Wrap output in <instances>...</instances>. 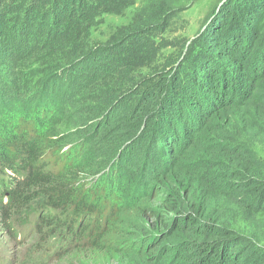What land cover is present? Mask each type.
Segmentation results:
<instances>
[{
	"label": "rangeland",
	"instance_id": "obj_1",
	"mask_svg": "<svg viewBox=\"0 0 264 264\" xmlns=\"http://www.w3.org/2000/svg\"><path fill=\"white\" fill-rule=\"evenodd\" d=\"M171 1H174L175 6H181L180 11L168 26L158 25V32L155 30L148 35L144 33L143 46L135 44L134 41L143 39L141 32L154 25L151 23L158 15L162 5L161 0H134V5L126 14L107 16L103 25L100 24L98 29L92 30V40L88 41L84 37L76 42V31L74 30L73 33L67 31L64 34L67 39L61 45L48 47L38 53V50L32 54L27 52V56L31 55L24 62L27 67L33 63L35 66L32 68H26L20 63H8L11 59L10 54L14 50L10 46L6 47L4 43L7 39L19 38L22 29L16 28L20 35L12 36L9 33L11 25L9 28L8 26L0 28V45H5L0 47V107L9 104L8 101L18 99L21 93L23 98H28L39 91V87L32 82L24 85L20 92L18 86L14 85L9 78L11 74L24 69L21 72H38L32 74L34 78H37L41 76L40 74L47 73L49 66L53 73L58 75L60 69L53 59H60V63L69 64L75 61L73 56L79 53L83 45L86 44L85 48L89 45L91 50L93 49L87 67L83 63L69 65L63 71V75H58L61 89L57 90L56 87L53 93L57 90L61 102L67 105L69 96L72 97L70 92L75 93V97L71 99L72 102H68V106H65L68 112H62L58 116L60 136H64L71 142H77L78 132L83 130L82 135L88 136L87 141L91 137L94 139L91 146L92 155L94 163L102 172L99 174L96 169L94 171L96 173L88 174L87 182H92L102 173L108 174L109 169L117 162L123 166L124 170L129 171L128 186L135 188L137 193L143 190L145 194V197L135 202L138 203L137 207L128 205V208L124 209L121 219L111 226V232L98 247L90 244V236L94 235L93 227L88 230L89 224L83 219H72L68 223V232L49 230L47 236L40 233L37 227L31 230L25 227L18 241L6 234L4 227L0 224V264H151L152 262L188 264L189 261L184 259L175 261L173 250L167 253L170 248L181 246L179 237L184 234L174 228L175 224L185 222L188 214L214 227L215 225L227 227L237 234L249 237L258 253H264V210H254L255 194L237 190L236 187L245 182V179L240 176L237 156L226 157L222 151L224 147L245 150L250 146L262 165L261 178H264V79H261L258 84L257 94L253 96V99L248 100L251 93L249 89L251 79L246 76V73L238 72L233 80L234 85L226 91L227 98L238 104L228 111L217 114L211 120H199V116L192 115V106L198 105L199 102L195 103L196 100H194L190 104L189 96L187 97L185 93L180 95L179 100L174 104V110L170 112L162 113L163 100L160 99L161 101L157 104L160 107L156 109L158 113L146 117V125L142 122L141 133L138 132L133 139L127 137L131 136V132L128 131L130 126L125 125L124 120L121 122L119 119L115 120L116 115L121 118L133 112L134 107L141 102L142 93L148 96L153 94V91H157L155 81L160 78L154 74L157 70L163 73L162 83L168 82L167 85L172 88L182 89L184 86L185 92L191 89L198 99L203 100L210 95L206 89L195 87L190 76L201 70V64L205 62V59H213L214 55L222 58L216 48L213 46L208 48L203 41L209 32L210 21L218 15L220 8L228 0ZM3 2L5 1H1L0 4ZM29 6L35 7L40 13H44L45 9L54 12L53 8L58 6V11L55 13L59 15V18L67 15L69 10L70 12L78 10L77 4L73 5L69 0H8V2L6 0V3L0 5V19L4 11L6 13L4 19H11L17 14L24 13L23 8L27 10ZM37 13L39 12L29 16L31 24L36 20ZM36 21L38 22L39 19ZM67 22L68 20L65 19L63 23L67 24ZM20 23L21 21H18L16 24ZM124 29L125 34L121 36ZM238 29V22H235L229 30L230 41H235L234 34H240V32L236 33ZM78 31L84 35L83 30ZM244 37L245 42L247 37L245 35ZM119 38L121 40L115 43L114 39ZM111 39L113 41L110 43ZM196 43L201 45L192 49ZM107 47H113L114 50L109 51ZM128 48L134 49V52L131 53V49L125 51ZM196 48L199 50L196 51ZM192 50L194 54H190ZM200 52L208 57L203 59L202 63L196 61ZM252 53L250 63L259 67L257 61L260 50L254 49ZM116 57L120 63L114 64L118 66L117 70L120 72L113 76L108 86L101 84L92 87L90 84L84 88L80 81L68 78V74L72 71H79L88 66L90 69L101 70L102 60L108 59L109 62ZM40 61L45 62L42 65H36ZM219 64L225 71L229 68L238 70L237 66L229 62V59H223ZM71 68L74 69L71 70ZM259 69H262V66ZM177 77L185 80L183 86L175 83ZM84 81H87V75ZM116 86L126 87L127 91L122 97L113 98L109 102L105 100V96L99 97L102 93L104 95L115 89ZM170 87H168L169 91ZM77 89L82 92L80 97L76 95ZM211 96L212 99L209 101L202 100L207 107L219 103L214 95ZM116 105L118 106L114 111L113 106ZM129 105H133L130 110L127 108ZM179 106L186 107V120L191 115L190 125L196 124L195 126L203 132L196 136L184 137L186 121L176 114ZM201 107L202 105L199 104V109ZM121 108L125 114L120 113ZM159 119L161 122L158 123ZM168 121H172L175 127L162 128L163 123ZM108 124H111L110 127L104 128ZM167 132L170 133L168 136L174 138H161L164 134L167 135ZM122 135L127 136L122 137ZM145 137H147V144L142 146ZM171 142H177V148L182 155L172 158L167 153L164 147L168 149ZM109 152L114 156H111ZM173 160L179 162L172 165ZM47 161L54 168V163ZM48 169L49 166L45 170L48 171ZM86 230V239L83 240L79 235ZM143 241H147L146 247L148 251L150 250L146 262L140 258L141 255L130 250V245L134 242ZM253 262L255 261L252 260ZM257 264H264V259L259 260Z\"/></svg>",
	"mask_w": 264,
	"mask_h": 264
},
{
	"label": "trees",
	"instance_id": "obj_2",
	"mask_svg": "<svg viewBox=\"0 0 264 264\" xmlns=\"http://www.w3.org/2000/svg\"><path fill=\"white\" fill-rule=\"evenodd\" d=\"M1 1H5L3 4L6 3V0ZM69 1L73 5L77 4L78 10L70 12L65 8L68 14L61 18L55 13L58 11V6L53 8L54 12L45 9L44 13L36 11L33 6H29L30 8L27 10L24 7V13L17 14L11 19H4L6 14L4 11V15L0 19V28L2 29L4 26L9 28L11 25L9 33L12 36L20 35L16 28L22 29L19 38L7 39L4 43L6 47L10 46L14 50L10 54L11 59L8 63H20L26 68L34 67L33 63L27 67L24 61L37 50L38 53L48 47L61 45L67 39L64 36L67 31L70 33L76 31V42L84 37L88 41L92 40V30L98 29L100 24L103 25L107 16L124 15L135 3L134 0ZM161 4L158 15L151 23L154 25L144 29L141 32L143 39L134 41L135 44L143 46L145 41L143 34L148 35L155 30L158 32V25L168 26L181 8V6H175L174 1L171 0H161ZM34 11L39 12L36 14V20L39 19V21L35 20L31 24L29 16L35 13ZM22 16L23 19L20 20ZM26 18L28 19L26 20ZM65 19L68 20L67 24L63 23ZM18 21L21 23L16 24ZM235 22H238L239 25L236 33L240 32V34H234L235 41L232 42L228 34ZM48 23L50 24L47 27ZM208 29L209 32L205 35L203 44L208 48L211 46L216 48L222 58L214 55L213 59H205L208 58L207 55L203 56L200 52L196 61L202 63L205 59V62L201 64V70L193 73L190 79L195 83V87L204 88L210 94L204 98L206 101L211 100V95H214L219 103L207 107L203 102L205 100L198 99L196 93L191 89L185 92L183 78L177 77L175 80L176 84L180 83L183 86L182 89L172 88L167 85L168 82L162 83L163 73L161 70H157L154 73L156 77H160L158 81H155V90L157 91H153L154 93L148 94V96L142 93L141 102L134 107L133 112L121 116V118L118 115L115 116V120L119 119V122L124 120V124L130 126L128 131L131 132V136L122 135V137L135 138L141 131L142 122L143 125H146L147 118L158 113H156V109L160 106L157 104L161 100H163L161 108L164 109L162 113L173 111L174 104L182 93L189 96L190 104L196 100L195 103L199 102L202 105L200 109L199 104L192 106V115L199 116V120H211L217 114L228 111L238 104V102L228 99L226 92L234 85L233 80L238 72L239 74L246 73V76L251 79L249 88L251 93L248 100L253 99V96L257 94L258 84L261 79H264V0H228L220 8L218 15L210 21ZM78 30H83L84 35H81V31ZM124 31L125 29L122 30L121 36L125 34ZM244 35L247 37L245 42ZM120 40V38L114 39L115 43ZM112 41L113 39L109 40L110 43ZM4 44H1L0 47H4ZM200 45L196 43L192 49ZM85 46L86 44L81 47L77 55L73 56L75 61L69 64L60 63V59H53L55 65L60 69L59 74L63 75V71L69 65L83 63L87 67L93 49L91 50L89 45L86 48ZM112 48L107 47V50H114ZM129 49L131 48L125 51ZM254 49L260 50L257 62L259 67L262 66V69H259L256 64L250 63ZM197 50L199 49L196 48ZM246 50L250 52L248 53ZM27 52L31 54L27 56ZM130 52L133 53L134 49H131ZM190 54H194L193 50L190 51ZM223 59H229V62L237 66L238 70L234 71L229 68L228 71H225L219 64ZM107 60L101 61V70L90 69L88 66V68H82L79 71H72L68 74V78L80 81L85 86L84 88L90 84L92 87L101 84L108 86L113 76L120 72L117 70L118 66L114 64L115 62L120 63V61L117 57L112 58L109 62ZM44 62L40 61L36 65H42ZM21 71L9 76L13 84L18 86L20 92L24 85H29L32 82L39 87V91L28 98H23L21 93L18 99L8 101L9 104L0 107V224L4 227L6 234L18 241L19 237H22L20 233L24 231L25 227H28L29 230L37 227L40 233L47 236L49 230L68 232V223L72 219H83L89 224L88 230L93 227L94 235L90 236V244H93V247H98L99 243H102L111 232V226L121 219L124 209L128 208V205L138 206V203L135 202L137 199L145 197L144 191L141 190L137 193L135 188L128 186L129 171L128 169L124 170L123 166L117 162L109 169L108 174L102 173L92 182H87L88 174L96 173L94 172L96 169L97 173L102 172L94 163L92 155L91 146L94 139L91 137V141H87L88 136L82 135L84 131L81 130L78 132V141L71 142L64 136H60L58 129L60 125L58 116L62 112H68L65 106H68V102H72L71 99L75 97V93L70 92L72 97L69 96L67 105H64L57 94V90L60 88L59 74H54L49 66L46 70L47 73L40 74L41 76L37 78H34L32 74L38 72ZM86 75L87 81H84ZM56 87V93H53ZM168 87L171 88L170 91ZM126 91L125 86H116L115 89L108 91L107 94L104 93V95L102 93L99 97L105 96V100L109 102L113 98L122 97ZM81 93L78 89L76 90L77 96L80 97ZM118 105L113 106L114 111ZM127 108L130 110L133 105H129ZM185 109V106H179L176 111L177 116L186 121L184 137L196 136L203 132L202 129L195 126L196 124L190 125L191 115L186 120ZM123 112L125 111L122 110L120 113L125 114ZM159 122L161 119L158 120ZM171 122L163 123L162 128H174L175 125ZM110 125L108 124L104 128L110 127ZM169 134L167 132V135L164 134L161 138H174L168 136ZM146 144L147 137L142 141V146H146ZM177 145V142H171L168 149L166 146L164 147L172 158L182 155ZM222 151L226 157L237 156L240 176L245 179L244 183L236 187L237 190L255 194L254 210H264V178H261L263 169L251 147L249 146L245 150L224 147ZM110 155L114 156V154ZM47 160L54 163V168ZM178 162L173 160L172 165ZM48 166L49 169L46 171ZM174 230L184 234L179 237L182 242L181 246L170 248L167 251V253L172 250L175 252V261L184 259L189 261L188 264H257L259 260L264 259V253H258L249 237L237 234L227 227L218 225L214 227L191 214H188L185 222L175 224ZM86 232L87 230L79 235L81 239H86ZM66 237L68 238V235ZM146 245H148L147 241L134 242L130 245V250L141 255L140 258L144 262L148 259L149 255L147 254L150 252ZM140 248L141 250H138ZM252 260L255 262L252 263ZM151 264L157 263L152 262Z\"/></svg>",
	"mask_w": 264,
	"mask_h": 264
}]
</instances>
